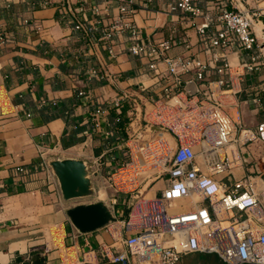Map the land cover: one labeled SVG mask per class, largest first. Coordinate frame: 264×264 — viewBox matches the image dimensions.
I'll use <instances>...</instances> for the list:
<instances>
[{
  "label": "crops",
  "instance_id": "0c3cea01",
  "mask_svg": "<svg viewBox=\"0 0 264 264\" xmlns=\"http://www.w3.org/2000/svg\"><path fill=\"white\" fill-rule=\"evenodd\" d=\"M35 1L0 0V264H34L37 256L44 258L43 264H113V255L126 252L121 239L127 206L113 207L118 221L81 233L67 210L96 200H65L51 168L39 164L57 157L93 160L97 195L100 179L108 181L130 162L133 140L144 143L163 135L172 149L192 143L200 153L201 131L195 122L189 123L186 112L204 100L206 83L193 72L179 83L164 79L150 67L149 58L130 52L129 33L119 26L125 21L119 10L124 0H70L62 7L66 19L58 7ZM261 1L193 0L199 8L193 14L179 7V0H135V11L127 18L150 39H173L169 55H193L208 63L206 80H216L222 74L213 53L223 50H208L198 26L212 16L208 31L214 32L220 27L215 20L220 6L254 12ZM77 20L88 32L75 29ZM113 24L119 25L109 42L102 35ZM225 53L239 65L251 51ZM158 67L166 73L164 62ZM240 78L234 80L236 93L222 97L225 112L243 128L257 132L264 123V68ZM169 84L177 86L170 99L164 92ZM124 96L129 118L125 131L116 127L111 109ZM254 97L261 103H254ZM233 145L238 161L218 177L229 186L262 177L264 131L260 141ZM137 156L135 166L143 165ZM197 160L207 171L201 155ZM168 177H157L155 167L143 171L139 183L145 196L160 195L169 185ZM188 201L180 200L177 206L191 207ZM177 264L227 263L216 253L194 252Z\"/></svg>",
  "mask_w": 264,
  "mask_h": 264
},
{
  "label": "built area",
  "instance_id": "2783aa9c",
  "mask_svg": "<svg viewBox=\"0 0 264 264\" xmlns=\"http://www.w3.org/2000/svg\"><path fill=\"white\" fill-rule=\"evenodd\" d=\"M69 1L36 0L34 4L54 5L61 10L60 17L66 19L62 7ZM134 3L135 0H124L119 4L125 21L109 26L102 38L110 42L119 25L129 33L130 52L149 58L150 67L164 79L172 77L179 83L183 75L193 72L197 79L205 81L204 100L198 105L191 104L186 112L189 123L195 122L201 131V151L197 153L192 143H180L172 149L163 135L131 149L130 162L109 178L117 190L131 194L128 202L131 212L122 221L125 236L121 240L126 252L113 255L110 261L113 264H177L186 254L211 252L218 254L227 264H264V190H259L252 177L231 186L218 177L238 161L235 142L246 145L262 139L264 123L258 126L257 132L243 128L225 112L222 97L236 93V80L247 72L264 68L263 39L259 27L254 24L255 17L264 15V0L254 12L220 6L215 16L220 27L214 32L208 31L210 21L214 20L212 16L198 26V33L207 43L208 50L224 51L213 53L212 59L222 74L216 80H206L209 65L195 56L169 55L175 44L173 39L155 41L144 36L142 30L127 18L135 11ZM177 5L193 14L199 12L193 0H179ZM74 27L88 32L79 20ZM226 50L251 51V54L249 59L235 65ZM159 62L167 65L166 73L159 70ZM176 87L166 85L165 96L172 98ZM125 99L126 96L116 100L113 106L122 108ZM253 102L260 104L261 98L254 97ZM238 125L240 133L237 137ZM136 153L141 154L144 162L141 166H135ZM197 155L203 158L207 171L197 160ZM39 166L50 168L45 160ZM149 167L156 168L157 177L169 175V185L154 197H146L137 190L139 172ZM17 170L22 172L25 168L17 167ZM116 174L118 179L114 178ZM180 200H189L191 207L177 206ZM116 203L117 199H113L112 208L109 206L115 215L113 207Z\"/></svg>",
  "mask_w": 264,
  "mask_h": 264
},
{
  "label": "water",
  "instance_id": "95a60500",
  "mask_svg": "<svg viewBox=\"0 0 264 264\" xmlns=\"http://www.w3.org/2000/svg\"><path fill=\"white\" fill-rule=\"evenodd\" d=\"M254 24L262 36L264 47V15L254 18ZM263 26V27H262ZM161 129V128H160ZM95 162L89 158H52L49 166L55 175L62 196L65 200L85 199L95 195V182L92 178ZM131 212V206L126 209V217ZM72 224L81 232L89 233L118 221L113 210L103 200L77 204L67 210ZM34 264H43L44 258H33ZM37 261V262H36Z\"/></svg>",
  "mask_w": 264,
  "mask_h": 264
},
{
  "label": "rangeland",
  "instance_id": "374dc122",
  "mask_svg": "<svg viewBox=\"0 0 264 264\" xmlns=\"http://www.w3.org/2000/svg\"><path fill=\"white\" fill-rule=\"evenodd\" d=\"M135 141L133 140V142H132L134 149L138 146V144L140 145L141 143H143L141 141H136V142ZM137 155H138V153L135 154L136 158L138 157ZM140 158H141V154H140ZM145 170L140 171L139 172L140 174L138 175V177L141 176L143 174V171H145ZM121 171H124V169H122ZM118 176L119 175L116 174L114 176V178H117ZM98 177H99V174H98ZM255 181L258 184L257 187L259 188V190L260 191L264 190V175L262 177L257 178ZM112 183H113L112 179H109V181H106V182L104 180V183L100 179V183H98L99 193L97 195H95L94 197H92L91 200H103L104 202L112 205L113 199H117L116 205H118V203H119L121 206H128V204H129L128 202L131 199V194L128 192H125L123 190H117V188L115 186H112ZM138 184L139 185H138L137 190H139V193H142L143 195H145L146 191L142 190V186H140L139 181H138ZM134 193L137 194L136 191Z\"/></svg>",
  "mask_w": 264,
  "mask_h": 264
},
{
  "label": "trees",
  "instance_id": "16d2710c",
  "mask_svg": "<svg viewBox=\"0 0 264 264\" xmlns=\"http://www.w3.org/2000/svg\"><path fill=\"white\" fill-rule=\"evenodd\" d=\"M112 114L113 116H115L116 118H119L118 121H116V127L117 128H122L123 131H125V127L129 121V118L127 116H125V113L127 111V108L126 106H122V111L120 113H117L115 112L116 110V107L115 106H112ZM80 127V126H79ZM77 129L74 130V132L76 131Z\"/></svg>",
  "mask_w": 264,
  "mask_h": 264
}]
</instances>
